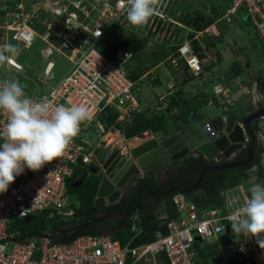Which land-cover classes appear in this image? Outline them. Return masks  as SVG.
<instances>
[{
  "label": "built area",
  "instance_id": "built-area-1",
  "mask_svg": "<svg viewBox=\"0 0 264 264\" xmlns=\"http://www.w3.org/2000/svg\"><path fill=\"white\" fill-rule=\"evenodd\" d=\"M41 3L38 0H18L12 8L0 6V50L7 53L5 45H8L10 34L13 41L26 47L33 43L35 37L43 40L47 44L40 51L44 59L55 51L64 55L70 64L67 71L56 79L54 62L47 60L37 80L49 85L48 90L37 97L30 93L27 95L33 101H47L53 107L85 104L93 118L80 125L78 136L69 144L64 156L47 163L39 171H26L6 194L0 195V264H195L196 242L211 243L224 233L231 238L229 251L239 250L237 243H245L256 260L255 239L236 234L230 226L235 208L249 196L243 183L226 188L221 193L220 205L201 208L184 192H173L170 200L175 214L164 221L166 232L157 233L153 239L135 245L132 244L133 238L122 244L104 233H82L73 239L61 240L54 237L51 230L19 241L15 239L18 231H7L14 218L24 219L37 212L49 216L71 215L69 189L76 179L73 165L79 162L91 164L94 155L81 132L90 126L103 136L108 132L97 117L106 106H114L120 114L121 110L127 114L140 108L135 94L138 87L125 69L132 53L128 54L129 51L120 47L116 57L110 59L98 46L108 26L117 24L124 28L129 24L124 7L126 0H52L49 6ZM161 7L157 15L163 16ZM239 8L245 9L247 20L256 29L263 47L264 62V0H232L223 18L229 21ZM44 10H47V15ZM185 51L193 54L189 44L179 48L180 53ZM6 57L7 63L20 67L13 58ZM170 61L177 66V57ZM187 64L195 70L200 68L198 58L193 55L187 59ZM4 81H9V78L0 76V82ZM216 97V102L223 106L219 108L227 109L233 105L228 86L223 87ZM160 100L157 109L165 108L163 97ZM99 103L102 107L98 106ZM261 118L264 120V116ZM7 120L8 114L0 111V134L5 131ZM205 125L210 135H214L210 123ZM260 127L257 142L264 147L263 121ZM0 142H3L2 138ZM262 155L264 158V152ZM132 220L131 230L139 233V217L133 215ZM134 221H138V225ZM226 225L229 226L228 231ZM223 257L227 259L228 255ZM249 257L250 254L246 253L245 259Z\"/></svg>",
  "mask_w": 264,
  "mask_h": 264
},
{
  "label": "trees",
  "instance_id": "trees-1",
  "mask_svg": "<svg viewBox=\"0 0 264 264\" xmlns=\"http://www.w3.org/2000/svg\"><path fill=\"white\" fill-rule=\"evenodd\" d=\"M16 1L18 0H12V2H8L7 4L8 8H12ZM231 1L232 0H221V10H218V8H220L219 6L217 7H215L214 5L213 7L211 6L212 8L210 9L211 12L209 16L202 15L201 18L195 16L194 18L185 19L183 21L180 20L183 22V25H186V27H189L191 29L189 30L186 36L189 39L190 38L192 39L190 42L194 53H196L198 57L202 58L203 48L200 45L201 40H198V38L196 37L193 38L194 33L196 31L203 30L204 28H206V26H209L210 23L212 24L216 20L225 22L226 20L225 18H223L224 17L223 15ZM241 10H243V14L237 16L236 13ZM237 12L231 16L230 19L231 21L234 22L238 18H241V20H243L241 22L243 23L248 22L247 20L248 18L245 16L244 8H239ZM230 20L228 22H231ZM247 25L249 26L252 24L249 22L247 23ZM123 30L126 29H124L123 27L117 24H112L108 26L104 31V35L99 41L98 46L99 49L102 52L106 53L108 58L110 59H114L116 57L117 49L120 47L132 53V58L129 62H126L125 67L128 77L131 80L136 81L135 86L138 87L140 86L141 83L140 82L141 80L139 78L145 71H148L150 68L156 66L159 62L163 61V63L164 62L167 64L169 63L167 58L168 55L170 56V54L172 53L171 52L172 50L170 51L171 53L168 50H164L160 52L161 50L159 49L146 52L145 40L141 39L140 37H136L135 34H133L132 36L124 35V34L122 35L120 31ZM253 30L255 33V37H257V41L260 44V40L258 39V35L254 26H253ZM253 30L251 33H253ZM249 32H247V34H249V37L250 35L252 36L251 41L255 42L256 38ZM204 35H205L204 40L206 39L205 42L208 45H211L212 43L214 45L215 42L212 39V37L206 33ZM262 55H263V50H262ZM179 64H182L181 68L183 69V73L186 74L188 68L186 63L183 62V60H180ZM238 64L240 63H235L232 66V68L227 73V77L229 78L235 77L242 73V68H240ZM171 65L172 64L169 63L167 67L169 68V66L171 67ZM17 79H19L22 83H25L27 85V87L25 88V92L27 94L30 93V90L28 89L30 84L28 78L26 76H22ZM161 81L162 79L159 77L158 74H156V77L154 80H152V83L160 84ZM182 81H184V83H187L189 79L187 77L186 80L182 79ZM140 87L135 92L139 103L141 102L139 98ZM201 94L203 96V92H201ZM174 97H175V93L170 94V96L167 97L169 104H171L172 99ZM146 109L147 111L141 108L133 109L129 111V114H131V119L117 120V117L119 116L120 112L117 108L110 105L104 107L98 113L97 117L104 126V128L106 129L113 128L119 130L120 132L123 133L125 138H130L135 135H139L146 129H153V131H160L161 134L170 135L177 132L178 128L182 126L179 125L180 122L187 121L186 118H184L183 116L176 115L172 118V124H170V122L167 121V118L169 116V115L167 116L169 108H167L166 106L159 112H154V107H153L152 110L150 109L151 112L150 114L147 113L149 112V109L148 108ZM168 126H172V127H168ZM261 149H262L261 147H258L256 144H254L253 146L254 159L250 165L235 167L230 169L208 168L204 173L202 181L195 188V191L186 192L185 189L190 188L198 178L200 170L205 165L212 163L211 160L209 159L207 160L202 156L195 157L193 155H188L184 157L182 160V164L180 165L181 166L180 173L177 175V177L169 179L168 184L178 186L181 189L180 191L184 192L200 208L208 207L211 205L212 206L220 205L222 202L221 199L222 190L224 188L234 186L239 183H246L248 176L247 171L253 164L257 166L260 175H263V166L261 163V155H260ZM87 166L91 167L93 166V164L87 165L82 162H79L78 164L73 165V174L75 175V177L80 176L82 173H86V170L88 169ZM148 180L150 181V183L153 182L152 178ZM148 180L146 179V181ZM98 181H99V177L96 176L95 174L93 177H89L87 174L83 179V186L81 185L79 187L69 189L70 192L73 191L74 192L71 194L72 197H70V207L73 209V213L68 217V220L58 219L59 221H57L56 223H50V226L48 228L47 227L43 228V225L46 226L48 225L45 224V219L43 216H41L44 213L39 212L40 215L37 218H34L35 216H33V219L29 222H25L22 219L21 224L18 226L16 225L14 220L20 218H14L10 222L7 231L8 232L18 231V234L15 237V239L19 241H23L26 239L27 236L33 234H37V235L42 234L44 231L48 229L52 231V235L54 237H58L59 234H62V238L68 237L66 240L73 239L74 237L82 233H88V234L98 233L96 221H99L100 219L103 218V217H99V218L97 217L96 209H94L93 207V200L95 199V193H96ZM84 182H86V185H84ZM141 182H145V180L143 179L141 180ZM140 187H137L134 191L125 195L117 204H113L105 208L106 215L109 214V212L111 211L122 214V219L119 222L120 226H122L121 228L122 230L116 231L115 234L112 236L113 238H119L122 243L127 241V237L129 236L133 215L139 216L140 219L139 223L142 228V231L139 235L133 238L132 244L135 245L141 242L149 241L153 239L157 233L166 232L165 225L156 227V225L154 224V220L156 216L155 209L143 203V194L147 193L148 189L150 191L153 189H151L150 186L147 188V191H145L144 189L139 191ZM171 193L172 192H170L169 195ZM169 195L156 198V200H158L159 198H164L167 200V205H168L167 209L169 212L168 214L169 216L167 218H171L175 214L174 207L171 203ZM54 216L57 217V215ZM58 216L60 217V214ZM51 220L52 219H50L49 221ZM123 235H125V237H123ZM230 244H231V238L228 237V235L225 233L222 236H220L217 240H214L211 243H207V242L203 243L202 241H197L195 244V251H196L194 258L195 264H210V260L212 261V263H214L215 261L217 262L220 256L222 255L221 252L223 250L224 251L229 250ZM252 254L253 252L250 253V257L247 258L249 264H254V257L252 256ZM238 256L240 260L238 259ZM229 258L231 260L238 261V264H243L242 261L245 259V255L243 254V251L239 249L236 250L234 254L233 253L230 254Z\"/></svg>",
  "mask_w": 264,
  "mask_h": 264
},
{
  "label": "rangeland",
  "instance_id": "rangeland-1",
  "mask_svg": "<svg viewBox=\"0 0 264 264\" xmlns=\"http://www.w3.org/2000/svg\"><path fill=\"white\" fill-rule=\"evenodd\" d=\"M38 1L42 2L40 4L42 6L44 5L49 6V3L52 0H38ZM8 2H12V0H0V6H6ZM213 5L215 7L219 6L220 8H218V10H221V0H170L165 9V16L167 17H165L164 15L161 18L159 16L156 17L152 16L149 22L143 27L134 26L130 23L127 26L125 24L124 26H126L127 29L120 31V33H122V35L124 34L129 36L135 34L136 37H140L141 39L145 40L146 52L159 49L161 50L160 52L164 50H168L170 52L172 50L171 52L174 53L176 52L177 46L181 45L180 43L183 41V38L185 37V33L183 32L184 29L180 28L172 20L175 18L178 21L179 20L183 21L185 19L194 18L195 16L200 18L202 15L209 16L211 12L210 9L213 7ZM44 14L45 15L48 14L47 10H44ZM242 14H243V10L236 13V15H242ZM218 23L222 25L224 28L228 29V30L226 29L224 30L225 33L223 35V38H220V40H225V42L222 44V47H224V45L229 46L231 48V51L237 48L234 54L236 55V53L237 54L239 53L243 55V53L246 50L245 46L241 45L243 44V42H240L241 44L239 43L240 44L239 47V44L236 41L237 37L233 36L235 27H237L236 22L220 21ZM249 26H250V30L252 31L253 26L252 25ZM126 27H124V29ZM8 45L14 46V48L16 49V54L7 51V53L4 55L10 56L15 61L20 63L21 69L17 70L11 66H8L7 63L4 62L3 64H0V76L7 75L9 80L26 76L28 78V81L30 82L29 84L30 94L36 97L39 96L42 92H46L49 88V85L37 80L38 75L42 73L43 67L45 66L47 60H52L54 62L53 74L55 75L56 79L61 77L67 71L70 65L68 60L64 57V55L56 51L53 52V54L50 55L47 59H44L40 51L41 49L46 47L47 44L38 37H35L33 43L30 46L26 47L16 41H13L9 34ZM214 47L215 45H213V43L209 45V47L207 48V52L209 56L204 58L205 66L210 68L207 71L206 70L204 71L203 67L199 68L198 70L189 68L185 74L183 73V69L181 68L182 64H178L177 66L173 65L171 67L169 66L170 71L165 72V74L161 76L162 81L160 84H153L152 80L155 79L156 74L159 75L158 71L160 72V69L165 67V65L168 66L169 63L167 64L164 62L163 64H161L163 62L162 61L159 62L156 66L150 68L148 71H145L140 76L141 78L140 79L141 87L139 91L140 92L139 98L141 101L139 105L140 108L144 109L145 111H147L146 108H148L149 109V112H147L148 114L151 113L150 109L152 110L153 107H154V112H159L162 109H157L156 107L160 105V101H161L160 98L164 96L162 102L165 103V106L167 108H169L167 113V116L169 115L167 121L170 122V124H172V118L176 115L183 116L187 120L186 122L184 121L179 123V125L182 126L178 128L177 132L180 131L186 132L191 130L192 128H194V130H199L202 128L205 121L206 122L209 121L213 127H219L220 125L217 116L224 115L223 114L224 112L219 110L220 109L219 107H223V106H220V104L216 102V98H217L216 95L219 94L220 90L223 88V87L220 88V84L226 83L225 86H228L230 90L237 89V87L242 88V86H240L239 83L237 82L239 80V78L238 79L236 78L237 76L231 78L227 77V73L229 72V70L227 71L226 69L221 68V66H218L216 69L215 68L212 69L210 67L217 63L213 58L214 57L213 52L215 51ZM256 50H257L256 52H258L259 48L256 47ZM172 53L170 55H172ZM176 56L179 59V61L182 60L178 56V54H176ZM205 56L206 54H203L202 57ZM250 60H251L250 63L251 66L257 70V71L255 70L253 71L252 74L254 76L251 75V77H254V79H256L258 83H260L255 85L256 92L258 94L260 93V96L258 97V100L255 101L252 94L253 86L252 87L250 86L251 82L247 83L246 95L244 96L240 95V97H238V100L235 101V106H233L231 110L227 111V113L231 114L232 116L238 119L244 116L245 114L259 108L261 105L260 98L264 97V62H260L261 63L260 64L254 57H251ZM223 65H225V63ZM249 73L250 71H248L247 74ZM238 76L241 78L240 83L243 84L244 80L242 79V76L240 75ZM187 77L189 81L187 83H184L182 79L186 80ZM51 82H54V80H52ZM217 86L219 87L217 88ZM201 92H203V96ZM173 93H175V97L172 99L171 104H169L167 97ZM121 111L123 113L121 112L120 116L117 117V120L121 119L123 115H124V119L122 120L131 119V114H129V112L126 114L125 113L126 111L123 110ZM168 127H172V126H168ZM106 130H108V132L105 133L104 136L93 126H90L87 130L85 129L83 130V132H81V136L86 138V140H88L90 146L92 147L90 151L94 152L93 155L94 160L92 157L93 165L97 164L96 160H99L104 156V154L107 151V148L112 150L113 149L124 150L127 148L126 141L129 138H125L123 133L120 132L119 130L113 128H109ZM159 133L160 131H153V129H146L141 134L135 135L133 137H146L149 135L159 136L161 135ZM105 144L108 146L107 148L104 147ZM87 167L88 169L86 170V173L88 174L89 177H93L94 173L89 170V166ZM247 175L248 176L246 182L248 183V185L251 184L248 181V179L251 182L257 180L256 175L249 174L248 171H247ZM257 182L260 183L259 181ZM84 185H86V182H84ZM70 189H73V187ZM73 192L70 193V197H72L71 194ZM163 201L164 202L162 203V207L167 209L168 208L167 200L164 199ZM152 204L150 205L152 206ZM39 215H40L39 212L33 214V216H35L34 218H37ZM54 215H57V217L49 216L47 215V213L41 215L45 219V224L48 225V226L43 225V228L46 227L48 228L50 226V223H56L57 221H59L58 219L68 220V217L70 216L69 215L67 217H64L63 215L60 214L59 217L58 216L59 214H54ZM118 217L119 215L116 216V218ZM50 219L52 220L49 221ZM14 221L18 226L21 224L22 219H15ZM7 247L8 249L11 248L10 241L7 242ZM234 252H231V254L232 253L234 254ZM224 256H227V253ZM262 259H264L263 256ZM223 261H224L223 264H238V261L231 260L229 257L227 259H223ZM243 264H246V262L244 261ZM255 264H257V260Z\"/></svg>",
  "mask_w": 264,
  "mask_h": 264
},
{
  "label": "clouds",
  "instance_id": "clouds-1",
  "mask_svg": "<svg viewBox=\"0 0 264 264\" xmlns=\"http://www.w3.org/2000/svg\"><path fill=\"white\" fill-rule=\"evenodd\" d=\"M169 1L170 0H126L124 7L126 8L127 20L134 26L143 27L149 22L152 16L163 17L157 15L158 9L161 6H163L161 7V12L165 16V9ZM172 21L174 22V20ZM207 27L208 26L203 30L196 31L193 38L196 37L200 40L199 36L201 33L207 34L208 31H210ZM191 40L192 39L190 38L181 42V45L177 46L175 54L173 53V55L168 56L167 60L170 64H172L170 61L171 58L177 57L176 54H178L190 69L192 68L187 64V59L190 56L193 55L197 57L199 62H201L200 58L194 53V51L193 54H190L187 51H185L184 54L179 52V48L185 44H189L192 47ZM200 45L203 47L201 42ZM5 49L16 54V49L12 45H5ZM130 53L131 52L128 54ZM6 59L7 57L4 55V50H0V64L6 62ZM262 59L263 55L261 56L259 63L262 62ZM14 62L20 67L12 65V63H6L8 66L17 70L21 69V64L15 60ZM161 64H163V62ZM201 67L200 64V68ZM236 78H239L237 82L243 87L240 83L241 78L239 76ZM26 87L27 85L22 83L19 79L0 82V111L8 114L5 131L0 134V138L3 140V142H0V195L6 194L11 185L15 183L16 179L25 174L26 171H39L45 167L47 163L64 156L65 150L68 148L69 144L78 136L80 125L93 118V113L85 104L53 107L47 101H33L25 92ZM139 87L140 86H138V88ZM241 89L242 88L237 87L235 90L237 94L240 93L239 96L246 92V89L245 91H242ZM231 92H233V90H231ZM263 98L264 97L260 98V107H264V104H262ZM236 100L237 98H233V105ZM233 105L227 109L220 108L219 110L224 112V115L229 114L227 111L231 110ZM224 115L217 116L221 130H223L224 127L221 117ZM241 119L242 117L239 119L236 118L238 121H241ZM256 120L259 122H264V120L261 117L256 118L255 125L252 126V130L256 132V137L258 138V132L261 130V127ZM205 123L210 122L205 121ZM205 123L203 126L208 129ZM210 126L212 127L211 124ZM257 143L256 145L262 148L260 155L263 166V175H260L257 166L254 164L248 169L249 174L258 175H256V181H259L260 183L254 182L250 184L248 187V193L250 195L244 200L242 205L235 208L231 217L232 223L230 226L231 230L236 234L242 235L246 239L254 238L259 248L264 250V158L262 155L264 147ZM244 146L246 148L247 142L244 143ZM175 191L180 190H174L172 193ZM226 253L228 257H230L231 251L229 250L225 252L223 251L222 256Z\"/></svg>",
  "mask_w": 264,
  "mask_h": 264
},
{
  "label": "water",
  "instance_id": "water-1",
  "mask_svg": "<svg viewBox=\"0 0 264 264\" xmlns=\"http://www.w3.org/2000/svg\"><path fill=\"white\" fill-rule=\"evenodd\" d=\"M249 67V63L245 65ZM30 90V87L28 88ZM254 100H258L255 85L252 88ZM264 104V99L262 100ZM102 107V103H99ZM264 115V107L252 112L241 121L236 120L230 114L221 117L223 130H219L214 136L205 126L199 130L192 128L186 132H175L170 135H149L146 137H131L127 139V148L124 150L108 149L104 156L96 160V165L89 170L99 176L93 207L96 210L105 211L106 207L117 204L125 195L129 194L133 184L138 180L155 179L156 175L166 172V168L174 167L176 161L188 155L202 156L211 159L221 155L224 162L205 165L198 175L195 183L186 192L194 190L202 181L208 168L230 169L250 165L254 159L253 146L257 143L256 132L252 130L250 120ZM261 121L259 122V126ZM247 142L245 148L244 143ZM258 144V143H257ZM245 149V150H244ZM244 152L241 159L234 160L237 155ZM87 173H82L72 183L73 188L83 185V179ZM135 187V186H134ZM174 190H181L178 186L170 188L168 195ZM33 215L23 220L29 222ZM229 226L226 225V231ZM98 233H104L99 231Z\"/></svg>",
  "mask_w": 264,
  "mask_h": 264
},
{
  "label": "crops",
  "instance_id": "crops-1",
  "mask_svg": "<svg viewBox=\"0 0 264 264\" xmlns=\"http://www.w3.org/2000/svg\"><path fill=\"white\" fill-rule=\"evenodd\" d=\"M174 20V23H176V25H178L180 28H182V29H185V31H184V33H185V37L183 38V41H184V39L186 40V39H189L186 35H187V33L189 32V30H191L189 27H186V25H183V22L182 21H178L177 19H173ZM234 20V19H233ZM240 21V22H239ZM241 21H243V20H241V19H237L236 21H234V22H236V25H237V27H235V31L233 32L234 34H233V36H235V37H237L236 38V41L238 42V44L240 43V42H243V44H241V45H244L245 46V52L243 53V55H241V54H237L236 53V55L234 54L235 53V50L237 49V48H235L234 50H232L231 51V48L229 47V46H226V45H224V47H222V44L225 42V40H220V38H223V35H224V30L226 29V28H224L222 25H220L218 22H220V21H215V22H213L210 26H208L207 28H208V30H210V31H208V33L207 34H209V36H211L212 37V39L214 40V45H215V47H214V49H215V51L213 52V58H214V60H215V62H217L215 65H213V66H210L212 69L213 68H217L218 66H221V68H224V69H226L227 71L228 70H230L231 68H232V66L235 64V63H240V64H238L239 66H240V68H242V73L240 74V76H242V79L244 80V82H243V87H242V91H245V89H246V92H247V83H250L251 82V87L252 86H254V85H257L258 84V82H257V80L256 79H254V77H251V75H253L252 73H253V71L255 70V71H257L256 69H254L252 66H251V57H254L258 62L260 61V59H261V56H262V47H261V45H259V42L257 41V37H255V33H254V30H253V33H251L252 31L250 30V26H248L247 25V23H249V22H241ZM231 22H233V21H231ZM175 26V25H174ZM252 29V28H251ZM226 30H228V29H226ZM250 31V32H249ZM247 32H249L250 34H252L255 38H256V40H255V42H252L251 41V35H250V37H249V34H247ZM204 34V33H203ZM202 33H201V35L199 36V38H200V40H201V44L203 45V54H206V56L205 57H202V58H200V60H201V62H200V64H201V66L203 67V69H204V71L206 70H209L208 69V67H206L205 66V60H204V58H206L207 56H209L208 55V52H207V48L209 47V45L205 42V40H204V36L205 35H203ZM230 35V34H229ZM247 35V36H246ZM182 41V42H183ZM240 44H239V47H240ZM261 44V43H260ZM256 45V46H255ZM255 46V47H254ZM256 47L257 48H259V51L258 52H256L257 50H256ZM257 53V54H256ZM172 55H173V53H172ZM171 56V55H170ZM247 62L249 63V67H246L245 65L247 64ZM225 63V65H223ZM172 66V65H171ZM227 67H229V68H227ZM189 68H187V70H188ZM170 70H169V68L165 65V67H163V68H161L160 69V72H159V77L161 78V76L162 75H164L165 74V72H169ZM248 71H250V73L249 74H247L248 73ZM245 72H247V73H245ZM254 76V75H253ZM162 79V78H161ZM230 84V83H229ZM226 85V83H223V84H220V88H222V87H224ZM228 85V84H227ZM219 86H217V88H218ZM235 90L236 89H234L233 90V92H232V95H233V98H237V100H238V97H240L239 96V91H238V93L239 94H237L236 92H235ZM240 90V91H241ZM246 92L244 93V94H241V96H244V95H246ZM258 94V93H257ZM260 96V93L258 94V97ZM233 106H235V103H234V105ZM159 134H161V133H159ZM93 160H94V158H93ZM182 160L183 159H180V160H178V161H176V163L174 164V167H169V168H166V172L165 173H163V174H161V175H156V178L155 179H152V181L153 182H149V181H145V182H141V180H138V181H135L134 183H132L134 186H133V188H131V190H130V192H132V191H134L137 187H140V185H141V187H140V189H139V191H141V190H145V191H147V188H148V185L149 184H151V185H155L156 187H158V186H165V185H168V180L169 179H171V178H174V177H177V175L180 173V169H181V164H182ZM91 164H92V161L90 162ZM254 175V174H253ZM257 175V174H256ZM248 181L250 182V183H254V182H257V181H254V182H251L249 179H248ZM161 182V183H160ZM150 185V186H151ZM250 185V184H249ZM249 185H248V183L246 182V183H244V186H245V188L247 189V192H248V187H249ZM174 186H176V185H174ZM231 187V186H230ZM160 188H162V187H160ZM226 188H224L223 190H222V192L221 193H223V191L225 190ZM145 191H144V193H145ZM150 191V190H149ZM192 191H195V189L194 190H192ZM129 192V193H130ZM249 194V193H248ZM138 195H139V193H138ZM149 192H147V193H145V194H143V203H144V200L147 198V197H149ZM250 195V194H249ZM164 195L163 194H161V195H159L158 197H163ZM167 196V195H166ZM157 196L155 197V200H153V204H152V206L150 205V203L149 204H146V205H148V206H150V207H153L154 209H155V220H154V224L156 225V227L158 226V227H160V226H163L164 225V221H165V219L168 217V214H169V212H168V209H166V208H163L162 207V203L164 202L163 200H164V198H159L158 200H156V198H158ZM160 200V201H159ZM145 204V203H144ZM107 208V207H106ZM96 215H97V217L99 218V217H103L102 219H100L99 221H96V226H97V230H98V232L99 231H101V232H104L105 234H108V235H110L111 237L115 234V232L116 231H119V230H122L121 228H122V226H120V224H119V222H120V220L122 219V214H120V213H117V212H113V211H111V212H109V214H107L106 215V213H105V211L103 212V209L102 210H96ZM119 215V217L118 218H116V216H118ZM138 216V215H137ZM139 217V216H138ZM139 221H140V219H139ZM134 223L136 224V225H138V221H134ZM132 224H133V220H132ZM139 225H140V223H139ZM132 226V225H131ZM141 227V226H140ZM141 231H142V228H141ZM141 231L139 232V233H136V232H134L133 230H131V227H130V233H129V236L127 237V241L129 240V239H131V238H134V237H136L137 235H139L140 233H141ZM125 232V231H124ZM71 233V232H70ZM70 233H68V234H70ZM128 233V232H127ZM156 236V235H155ZM222 236V235H221ZM123 237H125V235H123ZM58 238L59 239H61V240H66L68 237H64V238H62V234H59L58 235ZM113 238V237H112ZM115 239H117V240H119L120 242H121V240L119 239V238H115ZM126 240V239H125ZM133 240V239H132ZM127 241H125V242H127ZM125 242H123V243H125ZM122 243V242H121ZM122 243V244H123ZM236 247H239L240 248V250L241 251H243V254L245 255L246 253L247 254H250V253H252V251H248L247 250V248H246V245H245V243H241V242H239V243H237V246ZM257 253H256V260H257V264H264V259H262V256H263V258H264V250H262V249H260L259 248V246H258V244H257ZM224 251V250H223ZM222 251V252H223ZM221 252V253H222ZM225 252V251H224ZM223 259H224V257L221 255L220 256V258H219V260L216 262H214L213 264H222V263H224V261H223ZM259 259H260V261H259ZM213 260V259H212ZM255 259H254V264H255V261H256ZM248 262L246 259H244L242 262ZM212 263V261L210 260V264Z\"/></svg>",
  "mask_w": 264,
  "mask_h": 264
},
{
  "label": "flooded vegetation",
  "instance_id": "flooded-vegetation-1",
  "mask_svg": "<svg viewBox=\"0 0 264 264\" xmlns=\"http://www.w3.org/2000/svg\"><path fill=\"white\" fill-rule=\"evenodd\" d=\"M259 108H261V107H259ZM258 109V108H257ZM252 112H254V111H251V112H249V113H247V114H245L244 116H242V118L244 119V118H246L247 116H249ZM256 122H259L258 120H256ZM250 124H252V126H254L255 125V119H252V120H250ZM248 145V144H247ZM247 147V146H246ZM245 150V149H244ZM243 155H244V152H242V153H240L239 155H237L236 157H235V159L234 160H238V159H241L242 157H243ZM209 160H211L212 161V163L211 164H216V163H220V162H224V161H226V159L224 158V157H222L221 155H216V156H213L211 159H209ZM197 180V179H196ZM146 181V180H145ZM149 181V180H148ZM150 182V181H149ZM161 183V182H160ZM195 183V182H194ZM152 184V183H151ZM150 184V185H151ZM150 185H148V187H150ZM169 185V184H168ZM163 185V186H158V187H156L155 185H151V189H153V190H151V191H149V189H148V192H149V197H147L145 200H144V203L145 204H151L152 202H153V200H155V197L157 196H159V195H161V194H163V195H165L164 193H166L170 188H172V187H175L174 185ZM160 187H162V188H160ZM156 188H158V189H156ZM155 190V191H154Z\"/></svg>",
  "mask_w": 264,
  "mask_h": 264
},
{
  "label": "bare ground",
  "instance_id": "bare-ground-1",
  "mask_svg": "<svg viewBox=\"0 0 264 264\" xmlns=\"http://www.w3.org/2000/svg\"><path fill=\"white\" fill-rule=\"evenodd\" d=\"M166 17V16H165ZM220 125V124H219ZM220 130V126L219 127H213L212 126V131L216 134L218 131Z\"/></svg>",
  "mask_w": 264,
  "mask_h": 264
}]
</instances>
